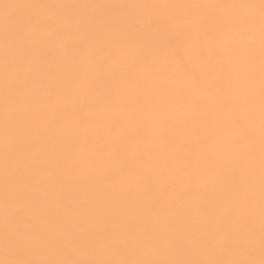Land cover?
Listing matches in <instances>:
<instances>
[{
  "label": "snow or ice",
  "instance_id": "6c2138e0",
  "mask_svg": "<svg viewBox=\"0 0 264 264\" xmlns=\"http://www.w3.org/2000/svg\"><path fill=\"white\" fill-rule=\"evenodd\" d=\"M8 9H50L52 12L30 14L13 18L7 11L0 18L2 39V87H3V223L0 242L3 258L0 264H264V0L258 4H190L167 7L194 9L199 16H209L215 9L245 10L219 18L205 26L204 34L213 40L231 30V36L222 46L228 57L237 62L253 56L252 44L247 39L255 31L257 18L252 10H259L260 37V190L259 236L255 227L245 225L235 203H222L212 211L223 221L224 240H217L214 232L205 230L193 246L207 251L205 258H190V249L179 235L173 236L166 227L146 228L143 235L131 227L119 225L108 229L96 222H84L73 211L58 214L56 206L48 202L47 194L55 181L41 190V177H49L51 161H44L36 153L42 152L39 143L46 128H36V121L47 125L55 123L48 113L57 109L58 98L67 103L58 109L60 116L75 114L77 91L95 90L102 82L106 96L105 108L127 111V100L133 95L151 101L160 85L167 86L169 100L177 109L187 103L192 112L201 107L203 96L210 89H220L224 81L213 78L216 66L207 65L201 70L203 53L194 46H187L184 35L188 24L175 20L163 21L148 18L144 21L149 30L158 36L160 47L141 52L132 61L121 58L114 65L118 51L111 38L123 23V9L132 7L114 4H2ZM138 7H155L142 5ZM74 9H93L92 15H71ZM211 51V50H210ZM162 56L163 59H159ZM247 66L236 74L241 92L236 103L250 101L252 78ZM94 73L97 79H93ZM251 105L249 103V110ZM167 116L161 115L158 125L166 126ZM121 134L123 130H121ZM249 143H254L250 140ZM174 141L157 151V175H162L172 159H183L186 177L205 172L210 167L206 155L201 152L194 166L185 159L180 148L170 150ZM203 147V145H202ZM129 175L141 177L137 170ZM251 187V185H250ZM148 190L151 181H147ZM167 185H161L162 196ZM248 203L254 206V199ZM168 206L165 199L154 200L149 209L160 215ZM182 229L177 227L179 233ZM135 247L152 250L159 257L160 249L183 250L181 258H128L129 249Z\"/></svg>",
  "mask_w": 264,
  "mask_h": 264
},
{
  "label": "bare ground",
  "instance_id": "6f19581e",
  "mask_svg": "<svg viewBox=\"0 0 264 264\" xmlns=\"http://www.w3.org/2000/svg\"><path fill=\"white\" fill-rule=\"evenodd\" d=\"M114 4L128 5L123 9V23L113 34L111 42L118 51L114 61L119 66L121 58L134 60L141 52L149 55L160 47L159 38L144 21L157 18L163 21L175 20L187 23L189 31L184 35L187 46H194L202 52L199 67L215 65L213 78H221L220 89H210L202 98L201 107L192 112L187 103L177 109L169 100L167 86L160 85L151 101L133 95L127 100V111L105 108L106 96L103 84L95 90L77 91L75 114L60 116L58 109L67 103L58 98L57 109L48 113V119L55 123L47 125L36 121V128H46L39 143L43 151L36 155L44 161H51L49 177H41L40 187L55 181L47 199L53 207L61 204L58 214L75 212L84 222L100 223L111 229L119 225L122 229L131 227L143 235L146 228L166 227L172 235H179L190 249V258H205L208 253L193 246V241L205 230L214 232L215 238L225 239L223 221L212 210L222 204L235 203L244 223L255 227L257 239L256 257L259 258V190H260V37L259 10H252L257 18L255 31L247 39L252 44L251 60L239 62L230 58L222 46L231 36V30L217 36L215 40L204 34L205 26L214 24L219 18L234 14V9H215L209 16H199L194 9L173 8L169 5L190 4H258L259 0H0L2 4ZM152 5L155 7H138ZM13 18L30 14L52 12L50 9H8L0 7V18L5 12ZM92 15L93 9L71 10L73 18L81 14ZM211 50V51H210ZM2 39H0V235L3 223V87H2ZM163 59L162 56H158ZM246 65L252 78L250 101L236 103L241 92L236 74ZM93 79L96 74L90 73ZM242 94V92H241ZM249 103L251 109L249 110ZM167 116V124L161 128L158 120ZM123 130L124 134H121ZM252 140L254 143H249ZM174 141L170 150L180 148L185 159L194 166L201 152L206 155L210 167L186 177L183 159H172L162 175H157L158 162L155 154ZM203 145V147H202ZM139 170L141 177L129 175L128 170ZM151 181V189L147 188ZM167 185L161 196L159 188ZM251 185V187H250ZM253 198L254 206L248 203ZM165 199L168 206L160 215H153L149 209L154 200ZM182 229L177 233L176 229ZM183 250L160 249L154 257L148 248L129 249L128 258H181ZM0 258L3 247L0 242Z\"/></svg>",
  "mask_w": 264,
  "mask_h": 264
}]
</instances>
